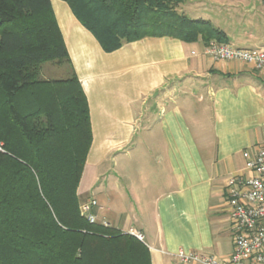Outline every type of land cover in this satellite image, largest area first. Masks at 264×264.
Here are the masks:
<instances>
[{"label":"crops","instance_id":"1","mask_svg":"<svg viewBox=\"0 0 264 264\" xmlns=\"http://www.w3.org/2000/svg\"><path fill=\"white\" fill-rule=\"evenodd\" d=\"M50 3L89 106L80 199L98 202L97 220L142 233L152 264H178V249L227 260V179L243 171L242 151L264 146V71L214 60L200 40L145 37L106 52L64 1ZM177 11L224 16L221 27L207 20L231 45H264V0H185ZM115 157L116 225L101 213L99 170Z\"/></svg>","mask_w":264,"mask_h":264},{"label":"trees","instance_id":"2","mask_svg":"<svg viewBox=\"0 0 264 264\" xmlns=\"http://www.w3.org/2000/svg\"><path fill=\"white\" fill-rule=\"evenodd\" d=\"M106 52L145 37L229 43L185 0H61ZM65 68L63 78L42 64ZM89 106L50 0H0V264H152L134 235L80 211ZM94 213V211L92 210Z\"/></svg>","mask_w":264,"mask_h":264},{"label":"built area","instance_id":"3","mask_svg":"<svg viewBox=\"0 0 264 264\" xmlns=\"http://www.w3.org/2000/svg\"><path fill=\"white\" fill-rule=\"evenodd\" d=\"M204 53L214 60H235L264 71V45L259 48L235 47L230 43L211 41ZM243 171L227 179V205L231 211L232 252L227 260L201 252L178 249V264H264V146L242 151ZM97 205L89 197L80 204V211L90 223L97 221L92 210ZM104 226L108 223L100 221ZM143 241L142 233L128 230Z\"/></svg>","mask_w":264,"mask_h":264},{"label":"rangeland","instance_id":"4","mask_svg":"<svg viewBox=\"0 0 264 264\" xmlns=\"http://www.w3.org/2000/svg\"><path fill=\"white\" fill-rule=\"evenodd\" d=\"M191 17L201 18L206 20L209 17H217L219 19L218 22H221V24L219 23L220 27L225 26L227 22L224 16L198 15ZM65 73H66L65 68L51 64L50 62L43 63L41 67V74L43 76H47V78L49 79L63 78L66 75ZM99 170L101 171L100 177L102 181V188L100 190V192H102V197H100L101 198L100 200L101 203H104L101 213L105 217V219H107L110 222L112 221V223L116 225V157L114 159L109 158L107 162H105L102 166H100ZM95 207L97 208L98 206L96 205ZM109 225L110 224L108 223V226Z\"/></svg>","mask_w":264,"mask_h":264}]
</instances>
